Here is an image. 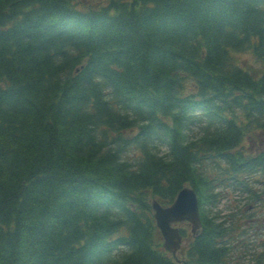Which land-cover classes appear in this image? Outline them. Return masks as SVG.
<instances>
[{"label":"trees","instance_id":"1","mask_svg":"<svg viewBox=\"0 0 264 264\" xmlns=\"http://www.w3.org/2000/svg\"><path fill=\"white\" fill-rule=\"evenodd\" d=\"M194 101L225 125L204 131L214 151L264 119V0H0V264H154L151 197L264 175L245 151L202 174L180 109ZM159 113L177 157L154 151ZM218 226L194 240L199 264L234 238Z\"/></svg>","mask_w":264,"mask_h":264},{"label":"water","instance_id":"2","mask_svg":"<svg viewBox=\"0 0 264 264\" xmlns=\"http://www.w3.org/2000/svg\"><path fill=\"white\" fill-rule=\"evenodd\" d=\"M189 192H191V191H184V192H182V193L180 194V196H179V201H185V199H186V195H187ZM191 196L194 197V194L192 193ZM193 211H195V206H194V208H193Z\"/></svg>","mask_w":264,"mask_h":264},{"label":"rangeland","instance_id":"3","mask_svg":"<svg viewBox=\"0 0 264 264\" xmlns=\"http://www.w3.org/2000/svg\"><path fill=\"white\" fill-rule=\"evenodd\" d=\"M191 35H194V34H191ZM171 83V82H170ZM169 83V84H170ZM171 87H172V83H171ZM226 204H227V202H222V204H221V206H220V208L221 209H223V211L225 212V213H223V214H227V211L229 210L228 208H227V206H226Z\"/></svg>","mask_w":264,"mask_h":264}]
</instances>
